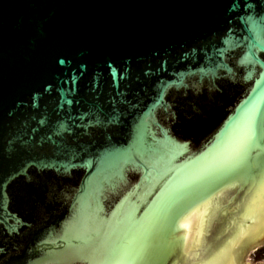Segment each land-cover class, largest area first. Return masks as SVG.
<instances>
[{
    "label": "water",
    "instance_id": "obj_1",
    "mask_svg": "<svg viewBox=\"0 0 264 264\" xmlns=\"http://www.w3.org/2000/svg\"><path fill=\"white\" fill-rule=\"evenodd\" d=\"M230 3L0 0V215L17 229L9 235L0 227V246L6 250L0 264H189V248L207 230L211 253L205 259L197 254L192 264H242L250 250L254 255L263 248L264 132L257 131L249 158L231 183L166 217L161 210L178 179L209 160L204 154L200 163L177 168L172 160L178 147L156 148L149 141L147 122L165 92L205 82L238 78L245 86L220 125L211 160L248 134L251 112L264 118V12L252 20L242 10L230 17ZM163 61L166 72L144 75ZM131 83L158 92L134 126V137L121 146L86 150L84 137L116 123L115 117L104 121L102 98L115 105L119 89ZM69 115L84 119L71 121ZM21 137L41 147L21 151ZM41 158L51 167L32 165ZM131 173L139 175L137 181H129ZM63 180L69 187L54 183ZM233 189L243 196L229 198L222 210L215 207L213 221L234 223L206 229L198 206L212 197L217 205L218 194ZM53 196L66 199L60 215L52 213ZM27 233L32 236L24 243ZM101 241L124 244L138 258L93 259L77 252Z\"/></svg>",
    "mask_w": 264,
    "mask_h": 264
},
{
    "label": "flooded vegetation",
    "instance_id": "obj_2",
    "mask_svg": "<svg viewBox=\"0 0 264 264\" xmlns=\"http://www.w3.org/2000/svg\"><path fill=\"white\" fill-rule=\"evenodd\" d=\"M144 85L131 83L128 88H120V96L116 98L115 105L106 103L105 97L102 98L101 107L104 112L102 116L104 121L110 122V118L115 117L116 123L104 130H95L88 137H84L83 143L86 150L89 148L90 152H93L111 143L121 146L130 137H134V126L138 124L147 109V105L155 102L158 93L154 89L144 90ZM244 91L245 86L238 78L226 81L219 80L215 84L205 82L200 84L199 88L189 87L187 90L166 91L161 105L154 110L153 117L147 122L151 132L149 141L156 148L157 145L162 144L163 146L166 145L168 149L170 143L178 147L179 152L175 155L176 158L172 160L173 165L177 168L183 167L185 163L190 166L197 160L200 163L204 154L210 162L213 144L216 145L217 143L220 125L229 116ZM221 108L224 110L221 111ZM214 152L216 153V149ZM169 177H171L170 174L165 179ZM138 178L139 175L136 173L129 175L130 182H135ZM54 183L62 184L63 188L69 187L70 184L65 180L54 181ZM53 191L51 189V192ZM243 194L244 191L238 189L226 190L218 194L217 205L214 197L207 200L206 203L200 204L197 209L204 210L203 226L206 229L214 226L226 228V225L233 224L234 221H229L226 218L213 221V210L215 207L221 210L226 208L229 198H240ZM49 199L56 203L51 206L52 213L60 215L61 209L64 208L61 204L66 199L57 196L49 197ZM151 203L150 201L142 203L140 209H145ZM241 209L243 210V207ZM31 236V233L24 234L22 236L23 242L25 243V239L27 240ZM212 239V233L207 230L205 238L197 246L189 248V264H192L191 262L197 254L200 255L199 258L203 257V259L209 256L213 246ZM255 252L257 255L254 258L264 253L261 247Z\"/></svg>",
    "mask_w": 264,
    "mask_h": 264
},
{
    "label": "snow or ice",
    "instance_id": "obj_3",
    "mask_svg": "<svg viewBox=\"0 0 264 264\" xmlns=\"http://www.w3.org/2000/svg\"><path fill=\"white\" fill-rule=\"evenodd\" d=\"M243 11L246 18L252 20L256 15L264 12V0H231L228 12L230 17L235 12ZM244 17L237 16L235 19L240 20ZM232 19H229V25L232 24ZM233 29L229 28V31ZM63 63V61H60ZM111 74V65H109ZM167 71V61H163L155 70L154 73L146 72L145 76L159 75L160 73ZM48 91V89H45ZM127 98V97H126ZM33 106L36 107L35 98ZM71 121L77 119L83 121L84 117H75L69 115L67 117ZM73 127L79 129L82 124H73ZM248 134L240 135L234 142L230 151L225 154L214 157L210 162L205 161L195 165L192 169L186 172L176 182L175 188L169 197L168 205L161 210V215L166 217L169 212L173 215H180L187 207L203 198L205 193L210 194L211 191L218 189L224 184L231 183L233 178L239 175L246 160L249 158V145L251 141L256 137L257 131L264 132V118H257L254 112H251L248 116ZM19 144L21 151H27L29 149H38L41 147L39 143L29 142L24 137L20 138ZM32 165H43L44 167H51L47 161L43 158L32 161ZM251 173L252 169H248ZM183 202V204H181ZM176 205V207H173ZM9 218L5 215H0V227H4L5 231L11 235L17 232V229L9 224ZM78 253H86L93 259H113L118 261L132 260L138 258V253L135 255L129 250V248L117 242L106 243L101 241L100 243L89 244L87 248H78ZM6 255V250L3 246H0V260ZM31 264V262H27Z\"/></svg>",
    "mask_w": 264,
    "mask_h": 264
},
{
    "label": "rangeland",
    "instance_id": "obj_4",
    "mask_svg": "<svg viewBox=\"0 0 264 264\" xmlns=\"http://www.w3.org/2000/svg\"><path fill=\"white\" fill-rule=\"evenodd\" d=\"M262 252H264V246L262 248ZM257 254L253 255V250H250L245 257L243 258L242 264H250V260H254V262L262 261L264 260V253L259 254V257L254 258Z\"/></svg>",
    "mask_w": 264,
    "mask_h": 264
}]
</instances>
